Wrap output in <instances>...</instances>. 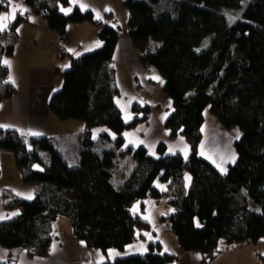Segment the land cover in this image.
Listing matches in <instances>:
<instances>
[{
  "label": "trees",
  "instance_id": "trees-1",
  "mask_svg": "<svg viewBox=\"0 0 264 264\" xmlns=\"http://www.w3.org/2000/svg\"><path fill=\"white\" fill-rule=\"evenodd\" d=\"M24 2L42 14L55 36L68 37L69 25L90 22L98 27L102 43L72 58L71 67L60 72L61 88L49 99V110L58 119L83 122L78 142L61 147V139L0 128V150L12 151L22 181L35 189L31 200L11 196L5 202L6 208L19 213L0 221V246L46 255L54 239L53 223L62 216L90 248L121 251L150 229L132 207L142 201L144 211V199L159 200L166 194L155 185L157 180L174 191L168 228L183 251L200 253L206 263L228 246L260 242L264 238V0L123 2L129 13L127 34L141 54L140 61L154 66L164 79L162 90L173 108L164 126L172 137L185 138L187 159L179 151L167 153V144L161 141L154 154L145 146L126 144L124 131L145 121L151 106L134 103V116L126 121L116 103L111 61L120 37L117 27L78 6L62 13L61 6H69V0ZM8 7V0H2L0 14ZM23 21L27 19L18 14L0 32V102L16 90L3 57L15 52L16 29ZM207 108L223 127L241 131L234 144L235 160L224 172L199 153ZM98 128H106L100 133L103 146L94 140ZM75 146H80L78 154H73ZM125 153L131 157L128 168L120 163ZM186 172L191 181L182 190ZM147 244L144 254L101 264H168L177 259L163 252L160 242ZM0 264L16 263L10 258ZM258 264H264V257Z\"/></svg>",
  "mask_w": 264,
  "mask_h": 264
},
{
  "label": "crops",
  "instance_id": "crops-1",
  "mask_svg": "<svg viewBox=\"0 0 264 264\" xmlns=\"http://www.w3.org/2000/svg\"><path fill=\"white\" fill-rule=\"evenodd\" d=\"M123 2L124 0H77V3L73 4L70 3L69 0V5L71 7L78 6L80 8L79 5L83 3L87 6V8L83 11H92L95 18L96 13L99 12L102 19L98 20L119 29L120 37L111 61V65L114 70L117 92L120 90V87L118 83H116V64L120 63V65L124 68V71L122 72L127 78L128 83L133 85V98L131 99V105L133 106L136 102L140 104H148L153 107L151 112L154 111L157 114L145 131L139 130L137 125H135L130 129H126L123 135L127 145L134 147L145 146L149 150H154L158 142L165 141L163 140L164 138L158 139L156 134L161 132L160 128H165L164 120L172 112L173 108L172 104L169 103L166 105V109H163L162 105L164 104L159 99L156 108H154L156 104L154 100L157 98H153L152 93L158 90L159 86L162 90L164 79L154 66L145 65L139 59H136L135 47L133 46L131 38L127 34V20L129 13L124 7ZM8 8H10V3ZM106 8H110L112 11H105ZM19 9H27V11L23 13V16L27 19V21L21 22L17 27L20 29L18 32L19 39L16 43L15 52L12 55L13 57L11 58L10 66H7L9 68V72L11 67H14L13 70L14 76L16 77L15 79H21L19 81L21 84L20 86H16V82H12L16 87L15 92L10 97H6L1 100L0 125H9L11 127L8 128L16 129L27 136H33L27 134L29 131H32L41 133L39 136L61 139V147L66 146L65 143H76L80 139L79 134L82 131L83 122L76 120L61 121L58 119L57 116L49 110V99L58 89L60 83V72L62 71V67L59 65L58 58H70L71 61L73 57L78 56L76 55L77 53L81 55L92 51L93 49L95 50L96 48H99L102 42L98 37V27L89 22L77 23L80 24L79 27H77V25H75V27H71V25H69L67 45H65L64 50L60 48L61 51L60 49H57V52H54V49L56 48L53 41L55 40V34L52 30L47 28L46 21L42 14L34 12L24 1L20 4ZM17 13L20 14V10ZM35 14L37 19H35L34 22L31 16ZM10 16L11 14L9 13L8 17ZM38 16L40 19H38ZM12 21L13 20L11 19L10 23ZM38 21H40L39 23L43 28L41 29L44 31H38V28H40L38 26ZM22 25H25L23 29L21 27ZM88 25H92L93 28L90 29ZM47 37L50 41L49 44L52 45V54L49 48L47 49V52L44 48H42V44H45ZM97 42H99V47L96 46ZM36 49L37 51H35ZM69 49L73 51H69ZM65 51H68L66 52L68 57L66 56ZM59 53L61 55H59ZM20 68L24 71L23 74L19 73ZM154 77H159V80L154 79ZM145 92L148 95L145 94ZM116 103L122 110L120 104L117 102V99ZM160 111L162 113L158 114ZM133 116L134 112L131 119ZM64 126H66V128ZM72 127L76 128L74 129ZM148 130H150L151 133H148ZM56 132L60 133L59 137H55ZM76 133H79L78 136ZM177 151L178 150H176V152ZM172 153H174V151ZM0 157L4 159L3 164L6 163V169L10 172V178H7L9 180H0V193H2L3 196L1 203L3 207H5V202L10 199L11 196L22 198H25V196L24 194L17 195L19 192H16L13 189V186L22 183L21 173L15 164L12 151L1 149ZM3 164L0 162L1 176ZM13 182L15 184H13ZM173 210L167 217L163 218L164 223L169 221V215L173 212ZM13 213H19V210L14 208L12 209V214ZM66 221L62 218V216L58 217L54 221V239L51 243L48 254L42 256L30 255L27 250L22 248L9 249L1 246L0 261L12 258L15 260L16 264H101L107 261L112 262L119 256L142 253V250L140 249L143 248L139 245L138 248H136V246L132 248L134 251H115V249H108L104 252L99 248H90L83 240L78 239L73 234L70 223L67 219ZM168 233L171 238L169 241H166L161 240L159 235L154 232V236L156 237L155 241L160 242L163 252L175 255L177 257L175 264H178L180 261L177 253L181 252L180 254H183L184 252V254H189L191 251L185 252L180 248L177 240L172 235L169 228ZM138 240L139 239L135 240L133 244H138ZM146 246H148V244H146ZM166 248L167 251H165ZM224 249L225 248H223L222 251L209 262L211 263L215 260H224L222 257H226L228 252L226 251L227 249ZM116 253H118V255H116ZM199 254L200 253L198 252H193V260L196 262L198 261L201 264L209 263L203 262L202 255ZM256 255H259V252H257Z\"/></svg>",
  "mask_w": 264,
  "mask_h": 264
},
{
  "label": "rangeland",
  "instance_id": "rangeland-1",
  "mask_svg": "<svg viewBox=\"0 0 264 264\" xmlns=\"http://www.w3.org/2000/svg\"><path fill=\"white\" fill-rule=\"evenodd\" d=\"M23 1L24 0H11L10 8H8V10L3 11L0 14V16H4V15L8 16L9 13L12 14V8L14 6H16V5L20 6V4L23 3ZM61 7L69 8L71 6L69 5V6H66V7L65 6H61ZM72 8L73 7H71V9ZM19 10L20 9H17L15 17L17 16V14H18L17 12ZM36 17H37L36 14L31 16V18H33L34 22H35V19H37ZM38 19H40L39 16H38ZM10 21H11V16L9 17L8 20L3 21L4 23L7 24V28L9 26ZM39 22L40 21H38V26L40 28H38V31H40V32L44 31V30H42L43 28L41 27V24ZM81 23H84V22H81ZM103 23L107 24L105 22H103ZM75 25H77V27L80 26V24L72 23L71 27H75ZM107 25H109V24H107ZM115 26H117V25H115ZM21 27L23 29L25 27V25H22ZM88 27H90V29L93 28L92 25H88ZM44 33H46V32H44ZM86 34H88V33H86ZM73 40H75V39H73ZM53 41H54V44H55V47H56L54 49V52H57V49H60V48H62L64 50L65 45H67V43H66L65 45H61L60 46L58 41L56 40V36H55V40H53ZM49 43H50V41H49V39L47 37L46 41H45V44H42V48H44L46 50V52H47V49L49 48L50 52L52 54L53 53L52 45H50ZM93 48H95V47H93ZM30 49H31V47H30ZM35 51H37V49ZM60 51H61V49H60ZM93 51H94V49H93ZM66 52H68V51H65V53ZM46 55H47V53H46ZM59 55H61V54L59 53ZM67 55L68 54L66 53V56ZM135 56H136V59L140 60V58L137 57L136 52H135ZM12 57L13 56H4L3 57V61L4 60H8L11 63V58ZM58 62H59V65L62 67V69H61L62 71L66 70V69H69L71 67L70 58H65V57L62 58V57H60V59L58 58ZM116 66H117L116 67L117 68V71H116V78H117L116 79V83H118V85L120 87V90L118 92H116V99H117V102L120 104V106L122 108L123 118L126 121H129L131 119L132 115H133L132 105H131V99L133 98V95H132L133 85L131 83L130 84L128 83L127 78L124 76V73L122 72V71H124L123 70L124 68L120 65V63L116 64ZM13 68L14 67H11L10 72L8 73V77L10 76L12 78V81L16 82L15 83L16 86H20L21 83L19 81L21 79H18V78L15 79L16 77L14 76ZM23 72L24 71L20 68V72L19 73L23 74ZM62 79L63 78L61 77L60 78L59 87H58L57 91L62 86V81H63ZM162 91L163 90H161V88L159 86L158 90H156V91H154L152 93L153 94L152 97L153 98H157V99L154 100V102L156 103L154 108H156L159 100L164 104V105H162L163 109H166V105L171 103L170 98ZM145 94H147V93L145 92ZM152 110H153V107L151 106V111ZM151 111L149 112L148 117H147V119L145 121H141V122H138L136 124L137 128L139 130L145 131V129L150 126L152 119L157 116L156 112H154V111L151 112ZM161 113L162 112L160 111L158 114H161ZM78 121H80V120H78ZM64 127L66 128V126H64ZM72 128L75 129L76 127H72ZM218 128L223 129L227 134H229L228 135V140H229L228 147H229V149H230V151L232 153V155H230L231 157L225 163H223L221 165H218L217 163H215L214 161L209 159L206 156V154H205L206 146L209 144V142L211 140V137L216 133ZM162 129L160 128L161 132L157 133L156 136H157L158 139L159 138H164L163 140H165V141H161V142H165L167 144V153H171L173 151L176 152V150H178L179 152L182 153L183 157L185 159H187L189 157V153L190 152H189V146H188L185 138H183L182 136L181 137H172L170 135V132L167 129H165V128H162ZM105 130H106V128H98V129H96V132H95V135H94V140L99 142V146L100 145H102V146L104 145L103 138H102V140L100 138V136H101L100 133L105 131ZM202 132H203V139H202V141L200 143V147H199L200 156L203 159H205L208 162H210L211 164H213L219 170L224 169L226 167L227 163L231 162L233 160V157L236 156V150H235L234 144L239 139V137L241 135L240 129L238 127H233V128H230V129L223 127L217 121L215 116H213L210 113L209 109L207 108L205 110V121H204V124H203V127H202ZM148 133H151L150 130H148ZM59 134L60 133L56 132L55 133V135H56L55 137H59L60 136ZM78 134L76 133L77 136H78ZM79 148H80V146L79 147L75 146L73 154H78L77 149L79 150ZM149 151L152 154H154V150H149ZM3 160L4 159L2 157H0L1 164H3ZM120 163H121V165L124 164L125 167H127V165H130L131 164L130 155L129 154L124 155L123 160ZM2 168H3V171H2V176L0 175L1 176L0 180L1 181L9 180L7 178H10V172L6 169L7 168L6 163L3 164ZM124 169H126V168H124ZM190 181H191V174L186 172L185 175H184L183 181H182V190L183 189H186V190L188 189V187L190 185ZM21 183L22 184L13 186L14 191L19 192L20 194H24L25 197L29 193H31L32 194V198H33L34 197V188H33L34 186H29L28 184H25L22 181V177H21ZM13 184H15V183L13 182ZM155 185L157 186L158 189L165 190L166 194L163 195L159 200H155L153 197H150V196L147 197L146 199H144V201H143L144 204H145V210L144 211H142V208H141V202L142 201L141 202L137 201L132 207V211L134 213L141 214L140 216L143 219H145V220H147L149 222L150 229L142 231L144 233V237H142V236L138 237V239H139L138 240V244L135 245V244H133L134 242H132V243L128 244L121 251H125V250L126 251L127 250L134 251V250H132V248H134V246H136V248H138V245H139L141 248H143V249H140V250H142L141 254L146 253L148 251V246H146V244L149 241H155L156 240L155 239L156 237L154 236V232L157 235H159L161 240H166V241L170 240L171 236L168 233V222L164 223L163 218L167 217L168 214L175 208V202H174V199H173V195H174L173 192L174 191H173V189H170L166 184H164L162 182H159L158 180L155 182ZM2 197H3L2 193H0V216H3L5 218L4 219H0V221L8 219V218H11L13 216L12 215V209L3 207L2 203H1L2 202ZM62 218L65 219V221H66L65 217H62ZM221 245H223V244H221ZM224 250L228 251L227 252V256L226 257H222L224 260H215V261H213L211 263L209 262L207 264H258L259 259L261 257H264V238L261 239L260 242H258L257 244L248 243V244H245V246H242L241 244H234L232 246L226 247ZM115 251H119V250L115 249ZM185 252H190V251H185ZM193 252L194 251H191V253H189V254H184V252H183V254H180L181 252H178L177 255L179 256V261H180L178 264H181V263H183V264H196V263L197 264H201L200 262H198V261L196 262L195 260H193V258H192L193 257V255H192ZM257 252H259V255H256ZM132 255H136V254H132ZM128 256H131V255H128Z\"/></svg>",
  "mask_w": 264,
  "mask_h": 264
},
{
  "label": "snow or ice",
  "instance_id": "snow-or-ice-1",
  "mask_svg": "<svg viewBox=\"0 0 264 264\" xmlns=\"http://www.w3.org/2000/svg\"><path fill=\"white\" fill-rule=\"evenodd\" d=\"M0 2H2V0H0ZM8 2L11 3V0H8ZM70 3L75 4V3H77V0H70ZM79 6H80V9H81L82 11L85 10V9L87 8V6H86L85 4H83V3H81ZM19 7H20L19 5H16V6H14V7L12 8V14H11V19H12V20H15V14H16L17 9H19ZM25 11H27V9H20V14L23 15V13H24ZM60 11L67 15L69 12L72 11V9H71V8H64V7H61V8H60ZM105 11H112V9H110V8H106ZM8 19H9V17H8L7 15L0 16V32L4 31V30L7 28V24L4 23L3 21L8 20ZM96 19H102V17L100 16V13H99V12L96 13ZM16 31L19 32L20 29L17 28ZM96 46H97V47L100 46V45H99V42H97ZM89 50H91V49H89ZM69 51H73V50L69 49ZM197 51H199V50H197ZM76 55H79V54L77 53ZM3 63H4L5 65H10V61H8V60H4ZM154 79L159 80V77H154ZM9 81L14 82V81H12V78H11V77H9ZM161 82H162V81H161ZM8 127H11V126H9V125H0V128H8ZM22 134H23V133H22ZM27 134H28V135H33V136H39V135H41V133H39V132H32V131H29ZM234 160H235V157H233V162H234ZM221 171L224 172V171H226V170H225V169H221ZM189 179H190V178H189ZM17 195H20V193H17ZM25 198H26V199H29V200L32 199V194L29 193ZM12 215H18V213H13ZM4 218H5V217L0 216V219H4ZM199 226H200V225L197 223V227H199ZM82 243H83V242H82ZM165 251H167V248L165 249ZM110 254H111V253H110ZM116 255H118V253H116Z\"/></svg>",
  "mask_w": 264,
  "mask_h": 264
},
{
  "label": "bare ground",
  "instance_id": "bare-ground-1",
  "mask_svg": "<svg viewBox=\"0 0 264 264\" xmlns=\"http://www.w3.org/2000/svg\"><path fill=\"white\" fill-rule=\"evenodd\" d=\"M228 135L223 129L218 128L206 146V156L218 165L225 163L232 155L228 147Z\"/></svg>",
  "mask_w": 264,
  "mask_h": 264
},
{
  "label": "built area",
  "instance_id": "built-area-1",
  "mask_svg": "<svg viewBox=\"0 0 264 264\" xmlns=\"http://www.w3.org/2000/svg\"><path fill=\"white\" fill-rule=\"evenodd\" d=\"M56 40L58 41L59 45L61 46V45H64L65 43H67L68 38H67V36H64V35L63 36L62 35H56ZM135 52H136L137 57L141 58L140 52L138 50H136ZM241 245L245 246L244 243H242ZM176 261H177V259L175 257H173L168 264H175Z\"/></svg>",
  "mask_w": 264,
  "mask_h": 264
}]
</instances>
